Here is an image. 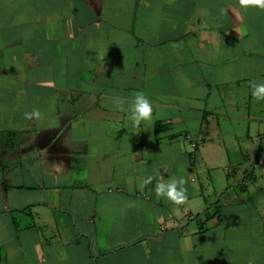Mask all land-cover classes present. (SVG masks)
Masks as SVG:
<instances>
[{
    "label": "crops",
    "instance_id": "0c3cea01",
    "mask_svg": "<svg viewBox=\"0 0 264 264\" xmlns=\"http://www.w3.org/2000/svg\"><path fill=\"white\" fill-rule=\"evenodd\" d=\"M253 83L264 10L239 0H0V264H264Z\"/></svg>",
    "mask_w": 264,
    "mask_h": 264
},
{
    "label": "clouds",
    "instance_id": "9594fccd",
    "mask_svg": "<svg viewBox=\"0 0 264 264\" xmlns=\"http://www.w3.org/2000/svg\"><path fill=\"white\" fill-rule=\"evenodd\" d=\"M241 7L247 8L248 6H256L261 10H264V0H239ZM256 99H264V83H253L252 93ZM114 105L123 110L124 100L117 98L114 100ZM132 132L141 127L143 124L153 120V105L147 95L143 92H138L132 98L130 107L128 109ZM31 116L32 114H27ZM35 115H39L38 112ZM136 133V132H135ZM152 176L147 177L144 181L145 184L151 183ZM186 180L184 177H168L167 179L158 181L155 184V192L158 198H164L166 201L175 203L177 205L182 204L187 199V189L185 188Z\"/></svg>",
    "mask_w": 264,
    "mask_h": 264
},
{
    "label": "water",
    "instance_id": "95a60500",
    "mask_svg": "<svg viewBox=\"0 0 264 264\" xmlns=\"http://www.w3.org/2000/svg\"><path fill=\"white\" fill-rule=\"evenodd\" d=\"M72 145H79L78 142H75L73 143ZM259 145V144H256L253 148H252V152H251V158H250V161L248 162V164H246L245 166H243L242 168V173L245 171V169L251 165L254 161V149L256 148V146Z\"/></svg>",
    "mask_w": 264,
    "mask_h": 264
},
{
    "label": "rangeland",
    "instance_id": "374dc122",
    "mask_svg": "<svg viewBox=\"0 0 264 264\" xmlns=\"http://www.w3.org/2000/svg\"><path fill=\"white\" fill-rule=\"evenodd\" d=\"M255 163H256V162H255ZM255 163H254V164H255ZM213 179H214L215 183L219 185V182L221 181L220 175H217V174H216V175H213ZM214 186H215V184H214ZM216 186H217V185H216ZM219 193H220V192H219ZM219 193H218V194H219Z\"/></svg>",
    "mask_w": 264,
    "mask_h": 264
},
{
    "label": "built area",
    "instance_id": "2783aa9c",
    "mask_svg": "<svg viewBox=\"0 0 264 264\" xmlns=\"http://www.w3.org/2000/svg\"><path fill=\"white\" fill-rule=\"evenodd\" d=\"M194 146V144H192ZM263 156H264V143H263V150H262Z\"/></svg>",
    "mask_w": 264,
    "mask_h": 264
},
{
    "label": "trees",
    "instance_id": "16d2710c",
    "mask_svg": "<svg viewBox=\"0 0 264 264\" xmlns=\"http://www.w3.org/2000/svg\"><path fill=\"white\" fill-rule=\"evenodd\" d=\"M216 207V206H215Z\"/></svg>",
    "mask_w": 264,
    "mask_h": 264
}]
</instances>
